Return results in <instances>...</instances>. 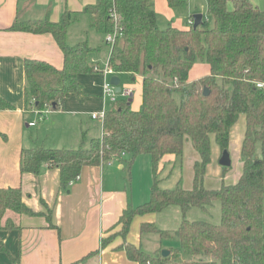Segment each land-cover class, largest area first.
<instances>
[{"label":"trees","instance_id":"16d2710c","mask_svg":"<svg viewBox=\"0 0 264 264\" xmlns=\"http://www.w3.org/2000/svg\"><path fill=\"white\" fill-rule=\"evenodd\" d=\"M167 2L179 10L187 0ZM84 12L98 33L107 36L119 31L115 43H107L111 47L108 66L115 76L127 74L132 81L143 77L142 108L135 111L133 100H119L105 114L103 137L92 140L87 149L37 146L23 150L21 173L39 176L47 164L60 171L61 187L68 190L85 167L100 166L121 153L128 155L130 165L149 155L154 175L150 200L124 210L119 234L126 240L136 216L177 206L183 214L177 230L143 224L141 231L162 238L176 236L182 255L171 251L167 258L153 256L125 241L122 247L131 260L139 264H264V88L258 87L264 83V11L250 0H208L203 24L189 30L161 29L153 0H97ZM74 19L66 10L57 23L50 19L24 22L18 17L11 28L52 34L64 55L62 69L47 62L25 61L26 101L31 109L60 110L70 96L84 94L78 77L95 72L89 44H68ZM197 63H207L210 75L190 83V72ZM204 89L210 91L209 96L203 95ZM9 109L13 106L0 97V110ZM242 115L246 118L242 175L234 185L208 190L204 182L212 161V137L222 152L228 150L232 130ZM188 138L199 154L193 188L162 189L158 179L162 159L182 157ZM259 144L262 156L257 154ZM215 202L221 204L219 225L188 220L190 211L207 212ZM9 213L35 215L24 203L21 188L0 189V231L18 228L15 220H5ZM0 251L8 254L3 246Z\"/></svg>","mask_w":264,"mask_h":264},{"label":"crops","instance_id":"0c3cea01","mask_svg":"<svg viewBox=\"0 0 264 264\" xmlns=\"http://www.w3.org/2000/svg\"><path fill=\"white\" fill-rule=\"evenodd\" d=\"M250 1L264 11V0ZM96 2L0 0V97L13 106V109L0 110V189L21 188L24 203L35 213L7 215L5 220H15L18 228L0 231V248L3 246L8 251V254L0 251V264H139L128 257L122 247L123 243L126 241L146 252L143 241L144 234L148 233H142L143 224H155L164 230V227L157 225L159 215L171 208L177 215L174 216L177 225L182 222L181 216L183 220L180 208L170 206L158 214L136 216L126 240L119 234V221L124 210L129 205L138 207L150 200L146 193L143 198L137 193V185L140 186V183L134 180V175L138 176L144 171V186L152 189L154 175L149 155L138 157L131 165L127 155L115 159L111 164L85 167L79 180L70 185L68 190L61 187L60 171L49 168L47 164L42 166L39 176L21 173L23 150L37 146L47 149H79L82 147V137L86 139L91 133L84 127V118L90 116L92 121H97L92 119L93 113L110 110L115 106H108L105 99L101 100L104 83L99 82H105V76H93L99 72L89 74L94 80L98 79L100 85L97 86L89 85L88 75H80L78 80L84 94L70 96L60 110L52 111L43 122L31 127L29 123L35 120V116L26 101L25 61L47 62L62 69L64 55L52 34H31L13 31L11 28L18 17L24 22L50 19L57 23L65 11L69 10L75 19L68 29V44L73 47L87 42L93 49L90 62L99 67L93 56L107 43L106 36L91 28V18L84 12ZM153 3L161 29L174 27L189 30L192 25H183L186 18L194 22V14L208 8V0H187L186 7L179 10L171 9L167 0H153ZM208 75L210 66L197 63L190 72L189 82H197ZM137 79H140L142 94L143 77L137 76L135 81ZM93 87L95 90H92ZM132 90L133 97L135 90ZM95 92L97 95H93ZM133 110L141 109L138 106ZM102 132L103 137V122ZM91 136L90 145L92 140L101 139L98 135ZM257 154L262 156L261 150ZM175 157L166 156L162 159L160 173L164 171L165 164L175 162ZM149 194L151 197L150 191Z\"/></svg>","mask_w":264,"mask_h":264},{"label":"rangeland","instance_id":"374dc122","mask_svg":"<svg viewBox=\"0 0 264 264\" xmlns=\"http://www.w3.org/2000/svg\"><path fill=\"white\" fill-rule=\"evenodd\" d=\"M232 9V6L230 7ZM196 14H202L207 17V9L205 11L201 10V12ZM194 14V15H196ZM189 18V16H188ZM186 26H191L190 19L185 20L184 24ZM109 48L110 45L107 43L103 45V48L100 52H97L94 54L93 58L96 59L99 63V69L101 71H105L108 67V61H109ZM97 75H103V73H95L93 76ZM89 78V85H100L101 83L105 82H99L98 79L94 80L93 77H91L88 74ZM113 75L106 76V80H111ZM121 84L120 88L122 90L126 89H134L135 93L132 97L133 100V108H137L140 106V109L142 108V94L140 90V79H137L136 81H132L129 76L123 75L120 77ZM104 86V85H103ZM92 87V86H90ZM92 90H95L94 87ZM93 95H97V92L93 93ZM118 100H122L121 93L117 94ZM104 100L103 94L102 99ZM107 105L109 106L111 103L109 99L106 100ZM84 127L88 128L91 133L89 136L85 139L82 137V147L87 149L90 146V140L91 135H98L97 137L102 138V121H92L90 116L84 118ZM43 122V121H42ZM246 133V118L244 115L240 117L239 122L236 124V126L233 129L232 133V141L230 149L228 150L230 153V160L232 162L230 167H223L220 164V160L222 158L223 152L221 151V148L217 145V143L214 140V137H212V161L211 164L208 166L207 173L205 176V182L204 186L208 190H218L223 186H229L234 185L238 182L239 178L242 175L243 172V164L244 159L241 155V149H242V143L245 137ZM80 146V147H81ZM261 150V145H258V151ZM175 162L171 164H165L164 171H161V173L158 176L159 184L162 189L167 190H173L178 187L185 190H190L193 188V179H194V164L199 159V154L195 151L192 141L188 138L185 141L184 146V154L182 157H175ZM133 172L135 169L133 168ZM136 174V173H135ZM136 183H140V186L137 185V189L139 188V195L141 197H144V193L147 194L148 199H150L149 188H145L144 186V171L141 172V174L134 175ZM152 184L154 183V177H152ZM151 189V188H150ZM174 209H170L169 211H165L164 213L159 215V223L157 224L160 227H164L163 229L165 231L174 232L178 229L179 225H177V220H175V217L177 216L175 213H173ZM175 216V217H174ZM188 220L190 221H205L212 223L214 225H219L221 223L222 213H221V204L220 202H215L211 208L208 209V211H202L199 209H194L190 215L187 216ZM180 221H182V216L180 217ZM181 223V222H180ZM177 225V226H176ZM144 250L153 255L158 256L162 255V252L165 250H178L181 251V244L179 239L176 236H172L171 238H162L158 234L148 233L144 234Z\"/></svg>","mask_w":264,"mask_h":264},{"label":"built area","instance_id":"2783aa9c","mask_svg":"<svg viewBox=\"0 0 264 264\" xmlns=\"http://www.w3.org/2000/svg\"><path fill=\"white\" fill-rule=\"evenodd\" d=\"M194 22H191V25H193ZM120 35L119 31L116 30L115 33L113 34H109L106 36V42L110 45L115 43L116 37ZM95 72H101L104 74V76H108V75H113L115 76L114 72L109 68V66L107 67V69L105 71H101L99 69L98 66H95ZM259 88H264V83H259L258 84ZM117 93L116 92V87L114 85L111 84V82L109 80H105L104 86H103V97L105 100L109 99L110 103L112 106H115L117 104V102L119 101L117 98ZM133 95V90L132 89H126V90H122L121 91V96L123 99L128 100L132 97ZM108 110L104 109L102 112L99 113H93L92 119L94 120H101L102 122L104 121L105 118V114ZM52 112V110L50 108H46L44 110H37V109H32V113L35 116V120L30 122L29 125L31 127H35L38 123L44 121L48 115ZM126 153H121L118 156L113 157V159L106 161V162H102L103 163H107V164H111L115 159H119V158H124L126 157Z\"/></svg>","mask_w":264,"mask_h":264},{"label":"water","instance_id":"95a60500","mask_svg":"<svg viewBox=\"0 0 264 264\" xmlns=\"http://www.w3.org/2000/svg\"><path fill=\"white\" fill-rule=\"evenodd\" d=\"M193 19H194V28H197L198 26L202 25L203 24V15L202 14H196L193 16ZM111 84L114 85L116 87V92L117 93H121L122 89L120 88V84H121V79L118 77V76H113L110 80ZM210 94V91L208 89H204L203 91V95L204 96H209ZM130 100L132 101V97L130 98ZM220 164L221 166L227 168V167H230L232 162L230 160V153L228 150H225L223 152V155H222V158L220 160ZM171 254L170 251L168 250H165L162 252V256L164 258H167L169 257Z\"/></svg>","mask_w":264,"mask_h":264}]
</instances>
